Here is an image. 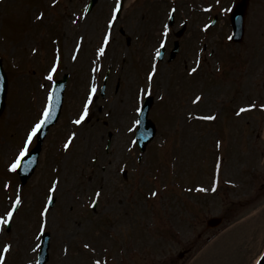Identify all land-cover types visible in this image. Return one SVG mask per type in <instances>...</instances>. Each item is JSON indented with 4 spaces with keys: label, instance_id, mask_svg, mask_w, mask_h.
Listing matches in <instances>:
<instances>
[{
    "label": "rangeland",
    "instance_id": "374dc122",
    "mask_svg": "<svg viewBox=\"0 0 264 264\" xmlns=\"http://www.w3.org/2000/svg\"><path fill=\"white\" fill-rule=\"evenodd\" d=\"M120 1V13L109 26L117 0H95L89 8V0H0V52L16 70L9 72L7 110L0 115V215L16 196L21 198L9 230L0 225V250L11 245L3 264H35L40 230L50 234L46 264H165L167 254L175 259L169 264H207L222 252L215 264H238L228 255L238 248L239 240L231 239L240 227H249L241 233L249 263L264 244L261 214L238 223L264 204V0H250L240 43L226 41L228 9L235 0ZM105 35L110 37L106 45ZM175 40L178 51L168 60ZM162 41L164 54L158 60ZM100 47L106 52L97 58ZM55 53L59 77L74 74L76 82L67 83L60 117L42 144L34 172L21 184L9 166L45 104L49 82L40 87L39 78ZM97 65L102 75L93 82ZM153 66L156 72L148 81ZM220 67L226 69L219 74L226 77L223 83L217 76ZM93 85L88 116L72 126L69 120L75 123L80 116ZM138 89L153 96L148 117L158 129L144 153L133 146L144 98ZM222 105L225 111L219 114ZM205 117H214L208 120L219 124L218 133L231 142L228 149L221 146L222 158L215 164L213 142L221 137ZM34 144L33 138L29 148ZM214 165L220 169L213 172ZM154 167L163 174H154ZM212 173L219 182L212 196L190 200L172 186L165 188V177L177 174L208 187ZM151 187L159 197L145 202L143 194ZM49 197L52 208L46 207ZM94 200L95 208L89 209ZM150 209L171 212L165 221L155 217V224ZM211 218L222 222L210 227ZM107 220L111 228L104 233ZM227 226L232 227L220 239L227 242L222 248L211 252L207 244L194 257V250L176 257ZM251 226H257L254 232ZM110 231L116 235L112 250L120 242L117 254L109 253L115 258L106 256L109 241L102 237Z\"/></svg>",
    "mask_w": 264,
    "mask_h": 264
},
{
    "label": "snow or ice",
    "instance_id": "6c2138e0",
    "mask_svg": "<svg viewBox=\"0 0 264 264\" xmlns=\"http://www.w3.org/2000/svg\"><path fill=\"white\" fill-rule=\"evenodd\" d=\"M56 2H57V0H53V3H56ZM119 9H120V4H119V0H117V3L115 5V11H114L111 19L109 20V26H111L113 21L116 19L115 12H118ZM42 16H43V14H41V17H38V18H42ZM167 32H168V26L164 25V35L165 36L167 35ZM109 38H110L109 35H105L104 41H103V43L105 45L108 43ZM160 47H164L163 41L161 42ZM34 51H35V49H34ZM98 52H99V54H103L105 52V48L100 47L98 49ZM156 55L157 56L160 55L159 49H157ZM58 59H59V57H57V60ZM73 59H75V56L73 57ZM57 67H58V64H56V63H54L52 65L50 72H49V75L47 76V79L49 81H51L53 79L52 73H55L57 71ZM192 71L195 72L196 69L193 68ZM155 72H156V69H155V66H153L152 71L149 72V74L147 76L148 81H151L153 79ZM141 91L146 92L147 90L142 89ZM95 92H96V87H95V85H93V87L91 88V91L89 93V96L83 105V109H82L80 116L75 120L76 124H81L82 121L88 116L89 105L92 102V95ZM200 99H201L200 96L196 97L197 101H199ZM53 104H54V92H49L47 102L43 108L42 113L40 114V117L34 122V124L31 126L30 130L27 132L26 139H25L23 145L21 146V148L19 149V154L16 156L14 162L10 165V167L13 171H15L20 166L22 158L28 153V148H29V145L31 144V142L33 141V138L38 134V132L42 129V127L51 119ZM254 107H256V106L255 105H249L248 106V108H254ZM260 107L264 108V105H260ZM248 108H241L240 112H244V111L248 110ZM205 119H214V117H205ZM137 123H139V121H137ZM74 136H75V134L73 133L72 137L69 138V142L65 144V148H67L69 146V143ZM52 190H54V187ZM201 190H203V189H201ZM96 195L99 196L100 193H96ZM153 195H156V193H153ZM49 199H51V197H49ZM20 204H21V198L19 196H16L13 204L10 207V210H8L4 215H0V225H7L11 222V220L13 218V214L17 209V206H19ZM45 211H46V209H45ZM86 247H87V245H86ZM10 249H11L10 244L4 245L2 252H0V264H3L5 254H7L10 251ZM96 264H100V262L97 261Z\"/></svg>",
    "mask_w": 264,
    "mask_h": 264
},
{
    "label": "water",
    "instance_id": "95a60500",
    "mask_svg": "<svg viewBox=\"0 0 264 264\" xmlns=\"http://www.w3.org/2000/svg\"><path fill=\"white\" fill-rule=\"evenodd\" d=\"M247 1L248 0H241V1H239V2L236 3V7H235V9L233 11V14H232L233 17L239 18L241 21L243 20L244 14H245V10H246V6H247ZM239 25H240V22H238V27H239ZM150 101H151V99L149 98L148 101H147V104L148 105H150ZM1 108H2V104L0 105V110H1ZM147 125H148V122L145 119H143V125H142V127L143 128H145V127L148 128ZM30 164H32V161H31ZM26 177H27V175H24L23 179H25ZM261 264H264V259H263V261H262Z\"/></svg>",
    "mask_w": 264,
    "mask_h": 264
}]
</instances>
